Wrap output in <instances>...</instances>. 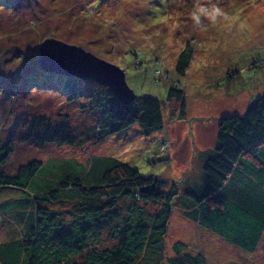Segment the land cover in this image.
Returning <instances> with one entry per match:
<instances>
[{
	"label": "rangeland",
	"instance_id": "obj_1",
	"mask_svg": "<svg viewBox=\"0 0 264 264\" xmlns=\"http://www.w3.org/2000/svg\"><path fill=\"white\" fill-rule=\"evenodd\" d=\"M48 38L81 47L123 69L138 99L161 102L163 130L146 136L135 125L95 143L99 117L84 109V98L73 102L58 89L31 85L33 78L27 72L41 76L36 75L41 69L39 47ZM188 45L194 55L182 77L175 68ZM0 54V74L20 73L13 80L9 76L0 80V139L15 143L13 155L0 170L13 176L32 161L43 165L27 190L0 193V264H24L18 242L26 239L33 225L36 205L48 208L67 225L86 216L87 203L73 190L51 203L35 199L58 189L67 175L79 178L86 188L98 186L110 159L166 182V192L179 182L176 199L181 197L182 203L176 199L173 203L164 264L175 256L176 243L185 244L190 255H204L207 264H264V221L255 248L245 250L189 220L184 207L188 201L182 194L188 188L186 179L198 172L191 157L194 129L204 125L209 134L217 132L219 119L243 115L252 100L264 95V0H0ZM47 81L56 82L51 77ZM173 86L185 91V120L173 117L166 103ZM83 89L95 88L88 84ZM42 116L52 126H68L76 144L21 142L30 122ZM215 136L214 132L212 144ZM202 178L200 172L199 181ZM131 205L126 199L117 200L119 218L113 217L111 228L133 217ZM139 208V216L151 223L164 207L139 203ZM109 232L110 228L102 235L104 246H113Z\"/></svg>",
	"mask_w": 264,
	"mask_h": 264
},
{
	"label": "trees",
	"instance_id": "obj_2",
	"mask_svg": "<svg viewBox=\"0 0 264 264\" xmlns=\"http://www.w3.org/2000/svg\"><path fill=\"white\" fill-rule=\"evenodd\" d=\"M193 55L190 45L179 55L175 68L179 76L186 74ZM27 73L29 79L33 78L32 86L46 85V89H58L68 95L70 101L82 98L87 101L84 109L88 108L99 117L94 135L97 144L135 125H139L146 136L162 131L165 126L162 104L157 99L137 98L133 104L124 105L107 88L91 80L55 76L42 68L36 72L41 75L39 77H34V72ZM19 74L3 70L0 80H5L6 76L13 80ZM50 77L56 82L47 81ZM88 84L95 89L85 91L83 87ZM166 103L170 104L173 117L186 119L185 91L173 86L168 91ZM19 138L21 142L40 146L57 142L74 146L77 142L68 126H52L43 116L32 120ZM14 151L12 140L3 142L0 139V168L9 162ZM42 166L41 162L32 161L20 166L13 176L0 170V193L4 189L27 190ZM174 183L166 192L163 189L166 182L155 176H145L117 159H110L106 164L98 186L86 188L79 178L67 175L59 181L58 189L35 200L51 203L73 190L87 203L86 216L67 225L48 208L36 205L33 225L26 239L18 242L24 264H164V239L173 203L176 200L182 203L181 197L176 199L180 195L176 187L179 182ZM182 190L188 201L184 207L189 220L245 250L255 248L262 230L263 222L260 221H264V95L252 100L243 115L218 120L216 145L204 162L202 180L196 179ZM118 199L132 203L133 217L111 228L113 217L119 218ZM139 203H163L164 208L147 223L138 214ZM246 219L254 224L250 226ZM109 228L108 236L113 246H104L107 241L102 240V235ZM173 252L175 256L167 260L169 264H207L204 255L188 254L185 244L176 243Z\"/></svg>",
	"mask_w": 264,
	"mask_h": 264
},
{
	"label": "water",
	"instance_id": "obj_3",
	"mask_svg": "<svg viewBox=\"0 0 264 264\" xmlns=\"http://www.w3.org/2000/svg\"><path fill=\"white\" fill-rule=\"evenodd\" d=\"M39 53L40 67L46 73L94 81L124 105H131L137 99L123 69L81 47L48 38L40 45Z\"/></svg>",
	"mask_w": 264,
	"mask_h": 264
},
{
	"label": "crops",
	"instance_id": "obj_4",
	"mask_svg": "<svg viewBox=\"0 0 264 264\" xmlns=\"http://www.w3.org/2000/svg\"><path fill=\"white\" fill-rule=\"evenodd\" d=\"M214 132L216 135L215 140L217 141V134H216L217 132L214 131V129H213V132H211L213 134L211 133L209 134L207 132L206 127H204V125H201L197 129H194L193 131L194 136H192L193 148L191 149V152H192L191 157L195 159L194 165L197 168L198 172L195 176L193 177L191 176L190 178L186 179L187 180L186 182L188 185L195 183L196 179H198L199 177V173L200 172L203 173L204 162L207 156L214 150L215 145H216V142L215 144L213 143L214 144L213 145L210 140L211 138H213ZM194 165H193V168H194Z\"/></svg>",
	"mask_w": 264,
	"mask_h": 264
},
{
	"label": "clouds",
	"instance_id": "obj_5",
	"mask_svg": "<svg viewBox=\"0 0 264 264\" xmlns=\"http://www.w3.org/2000/svg\"><path fill=\"white\" fill-rule=\"evenodd\" d=\"M200 11H201L202 13H204L206 10L203 9V8H201ZM215 11H216V12H219V9H216ZM209 15H210V18H211V19H215V16H214V15H211V14H209ZM194 19H195L197 22H199L200 17H199L198 15H194Z\"/></svg>",
	"mask_w": 264,
	"mask_h": 264
}]
</instances>
